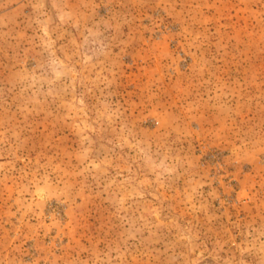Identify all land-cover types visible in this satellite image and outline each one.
<instances>
[{"label": "rangeland", "instance_id": "374dc122", "mask_svg": "<svg viewBox=\"0 0 264 264\" xmlns=\"http://www.w3.org/2000/svg\"><path fill=\"white\" fill-rule=\"evenodd\" d=\"M0 264H264V0H0Z\"/></svg>", "mask_w": 264, "mask_h": 264}]
</instances>
